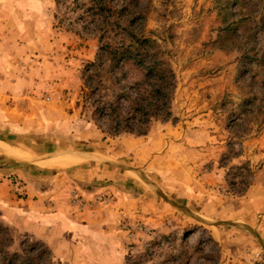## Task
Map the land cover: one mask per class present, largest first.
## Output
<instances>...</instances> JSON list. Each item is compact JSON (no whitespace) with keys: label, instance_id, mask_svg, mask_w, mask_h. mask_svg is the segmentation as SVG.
I'll return each mask as SVG.
<instances>
[{"label":"rangeland","instance_id":"obj_1","mask_svg":"<svg viewBox=\"0 0 264 264\" xmlns=\"http://www.w3.org/2000/svg\"><path fill=\"white\" fill-rule=\"evenodd\" d=\"M58 1L0 0V134L18 136L10 137L15 151L0 149L32 159L12 166L83 169L96 183L155 202L143 218L118 208L122 264H264V0L225 11V0H135V37L155 40L176 74L172 118L152 121L140 137L111 136L90 107L76 105L99 44L94 32L59 25ZM68 151L138 174L77 156L50 166L60 157L47 159ZM113 197L73 190L70 202L83 211L110 207ZM35 243L0 223V264L2 252L22 254ZM105 253L75 264H119Z\"/></svg>","mask_w":264,"mask_h":264},{"label":"trees","instance_id":"obj_2","mask_svg":"<svg viewBox=\"0 0 264 264\" xmlns=\"http://www.w3.org/2000/svg\"><path fill=\"white\" fill-rule=\"evenodd\" d=\"M240 3L225 0L222 10ZM58 5L62 13L59 25L94 32L99 44L95 59L83 68L76 105L90 107L93 119L104 121L111 136H145L152 121H169L176 74L166 51L155 40L135 37V0H60ZM224 29L230 30V25ZM44 259L47 264L52 255L39 242L22 254L1 253V264H42Z\"/></svg>","mask_w":264,"mask_h":264},{"label":"crops","instance_id":"obj_3","mask_svg":"<svg viewBox=\"0 0 264 264\" xmlns=\"http://www.w3.org/2000/svg\"><path fill=\"white\" fill-rule=\"evenodd\" d=\"M2 92L0 107H4ZM2 117L0 112V123L5 121ZM13 135L16 136L15 133L0 134L7 138L0 143L12 148L10 137ZM138 142L136 138L135 144ZM10 158L18 159L0 149V223L11 230L14 238L22 235L43 244L52 255L51 264H75L84 258L93 261V256L103 251L122 264L123 235L118 231V220L125 212L132 217L136 212L143 218L144 212L149 209L151 215L156 208V203L149 199L96 183L100 177L89 171L49 168L32 171L24 166H12V163L25 162ZM73 190H78L86 199L112 191V205L78 211L70 202ZM121 207L125 212L118 210Z\"/></svg>","mask_w":264,"mask_h":264},{"label":"water","instance_id":"obj_4","mask_svg":"<svg viewBox=\"0 0 264 264\" xmlns=\"http://www.w3.org/2000/svg\"><path fill=\"white\" fill-rule=\"evenodd\" d=\"M57 151L53 150V151H50L46 154H44L45 156L46 155H49V154H52V153H56ZM68 154H71V155H74V156H77V157H82V158H87V159H91V160H97L99 162H102V163H106V164H109V165H114L115 167H118L120 169H124L126 171H133L134 173L136 172L135 170L133 169H130V168H127L125 166H121V165H116V164H113L109 161H106L104 159H101V158H98V157H95L94 155L90 154V153H86V152H79V151H76V152H66ZM35 160H39L41 158H43V155H39V156H36L34 157ZM10 160H14V161H20V162H25V163H29L30 161H32L31 158H23V159H14V158H10ZM137 173V172H136ZM138 174V173H137ZM142 177V176H141Z\"/></svg>","mask_w":264,"mask_h":264},{"label":"bare ground","instance_id":"obj_5","mask_svg":"<svg viewBox=\"0 0 264 264\" xmlns=\"http://www.w3.org/2000/svg\"><path fill=\"white\" fill-rule=\"evenodd\" d=\"M9 149L11 151H15L14 149H12L10 147H9ZM72 156H74V155H64V156L53 155L50 159H47V160H53V159H56V158H59L60 157L59 158L60 161H57L56 163H53L50 166H56V165H60V164L66 163V164H63L62 165V167H66V166H69L71 164H74V162H78L79 161L77 158L72 157ZM44 160L47 161L46 158ZM44 160H39V162L40 161H44Z\"/></svg>","mask_w":264,"mask_h":264},{"label":"built area","instance_id":"obj_6","mask_svg":"<svg viewBox=\"0 0 264 264\" xmlns=\"http://www.w3.org/2000/svg\"><path fill=\"white\" fill-rule=\"evenodd\" d=\"M98 201H101V202H104V203H108L109 199L106 198V197H99ZM72 203L75 204V205L85 206V203L82 204V201L80 200V198L76 194H73Z\"/></svg>","mask_w":264,"mask_h":264}]
</instances>
